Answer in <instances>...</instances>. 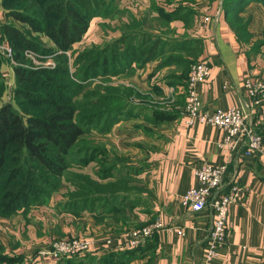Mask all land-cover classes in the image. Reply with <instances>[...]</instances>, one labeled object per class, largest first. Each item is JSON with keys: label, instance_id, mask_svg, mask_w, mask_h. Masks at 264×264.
I'll return each mask as SVG.
<instances>
[{"label": "crops", "instance_id": "1", "mask_svg": "<svg viewBox=\"0 0 264 264\" xmlns=\"http://www.w3.org/2000/svg\"><path fill=\"white\" fill-rule=\"evenodd\" d=\"M223 5L222 0H120L115 16L92 18L75 48L119 37L135 17L146 19V27L159 33L165 49L111 78L112 85L132 88L134 94L131 111L110 131H99L97 143L109 160L100 162V154L99 162H70L68 172L98 183L99 203L71 207L69 196L77 187L65 179L47 204L0 217V242L13 264L67 263L73 257L43 255L57 237L93 239L91 250L76 263L94 264L109 252L133 250L124 241L126 232L156 219L166 228L143 246V253L136 251L123 264H263L264 155H247L244 140L223 149L222 128L187 126L183 116L190 63L205 59L211 74L196 86L203 108L242 106L249 113L248 123L264 138V100L252 104L245 87L249 78L264 81V44L254 48L263 36L264 4L252 0L240 11L249 20L248 40L239 38ZM2 7L0 0V23L5 21ZM8 76L15 81L14 73ZM204 163L227 164L224 186L239 183L244 188L230 208L225 242L213 258L207 256L212 212L192 211L180 201L197 184L195 169Z\"/></svg>", "mask_w": 264, "mask_h": 264}, {"label": "trees", "instance_id": "2", "mask_svg": "<svg viewBox=\"0 0 264 264\" xmlns=\"http://www.w3.org/2000/svg\"><path fill=\"white\" fill-rule=\"evenodd\" d=\"M249 1L252 0L223 1L225 12L242 40L251 36L248 20L233 12H240ZM253 1L264 4V0ZM119 2L1 0L6 14L1 32L8 38L14 58L20 64L14 66V99L19 108L12 102L0 106V217L47 204L65 179L77 187L69 196L71 207L99 203L95 193L99 190L98 183L86 175L68 172L69 157L72 153L81 155L77 161L82 164L99 162L100 154V162L109 160L105 149L92 145L86 135L95 121L98 131L106 133L126 116L131 111L130 97L134 90L112 84H100L90 91L84 89L91 78L106 79L128 73L134 64L142 65L165 49V41L146 27L145 18L132 17L119 37L75 50V43L83 39L92 18L115 16L121 11ZM42 34L52 40L53 46L44 43ZM262 44L264 30L254 48ZM27 49L52 53L56 66H27L30 63ZM2 63L0 54V69ZM5 88V76L0 71V98ZM145 249L141 246L123 254L109 252L94 264H123L126 257L135 255L136 251L143 253ZM78 257L73 256L64 264H81L76 263ZM12 260L0 242V264H13Z\"/></svg>", "mask_w": 264, "mask_h": 264}, {"label": "built area", "instance_id": "3", "mask_svg": "<svg viewBox=\"0 0 264 264\" xmlns=\"http://www.w3.org/2000/svg\"><path fill=\"white\" fill-rule=\"evenodd\" d=\"M209 19L210 16L207 15L205 20L208 21ZM0 52L15 61L13 47L10 43L0 42ZM67 52L70 54V51ZM26 54L35 56L34 59H36L34 51L27 50ZM46 65L55 67L53 60L48 61ZM210 74V64L205 59L195 61L190 68L184 90L186 106L183 116L186 125L193 126L201 123L220 127L225 133L221 143L223 149H233L244 140L247 146L245 151L247 155L255 153L264 155V138L248 123L249 113L245 108L232 106L214 111L203 108L196 86L206 81ZM245 87L252 99V104L260 105L264 100V81L249 78L245 81ZM227 170V164H202L195 169L197 184L180 197L181 204L192 211L200 212L209 209L212 212L213 224L207 246L208 258L217 256L219 249L224 244L230 208L244 189L239 183H233L229 187L224 186ZM165 228V223L156 219L143 226L131 228L126 232L124 241L127 246L132 248L145 246L156 233ZM106 242L112 244L111 239H107ZM93 244L94 240L91 238L57 237L52 240L43 255L53 257L81 256L89 252ZM25 264L27 263L25 262Z\"/></svg>", "mask_w": 264, "mask_h": 264}, {"label": "rangeland", "instance_id": "4", "mask_svg": "<svg viewBox=\"0 0 264 264\" xmlns=\"http://www.w3.org/2000/svg\"><path fill=\"white\" fill-rule=\"evenodd\" d=\"M224 0H222V2H223ZM3 8V7H2ZM2 13H3V15L5 16V18H6V14H5V10H4V8L2 9ZM234 14L235 13H240V12H238V11H234L233 12ZM233 14V16H235ZM247 18H245V20H246ZM248 20V19H247ZM249 21V20H248ZM3 23V22H2ZM2 23H0V25L2 24ZM18 24H20L21 25V23H19V22H17ZM42 36V38H43V41H44V43L48 46V47H51V46H53V42H52V40L47 36V35H44V34H42L41 35ZM251 36H252V34H251ZM250 36V37H251ZM250 37H249V39H250ZM263 37V36H262ZM260 39V38H259ZM248 40V39H247ZM258 40V39H257ZM6 42V43H10L9 42V40H8V38L7 37H5V36H3L2 35V32H1V27H0V42ZM93 43H99V41L98 42H88L87 43V45H91V44H93ZM11 45V44H10ZM87 45H85V46H87ZM12 46V45H11ZM84 46V47H85ZM81 48H83V47H81ZM80 48V49H81ZM79 48H75V50L77 51ZM14 50V49H13ZM27 50H32V51H34L35 53H36V59H34L35 58V56H30V55H27V58L29 59V61H30V63H28V64H26L27 66H36L37 68H41V67H46V68H54V67H50V66H47L46 64H48V61H54V63H55V66H56V60H55V57H54V55L52 54V53H47V52H44V53H39V52H37V51H35V50H33V49H27ZM26 50V51H27ZM0 54H1V56H2V58H3V63H2V67H3V65H4V68L5 69H7V68H9V70H3L5 73H3V75L5 76V85H6V88H5V92H4V94H3V96L0 98V106L3 104V103H5V102H12L13 104H14V106L18 109L19 107H18V105H17V103H16V101H15V99H14V89H15V86H16V81H13L12 79H10V77L8 76V74H9V72H12V73H14L15 74V72H14V66L15 65H17V64H20L19 63V61H13V59H11L10 57H7L6 55H4L2 52H0ZM29 64H32V65H29ZM88 85L85 87V89H84V91H90V90H92V89H95V88H99V85L100 84H111V83H113L112 82V79L111 78H106V79H103V78H101V77H99V76H97V77H94V78H91L90 80H88ZM95 124H96V121H95V123H93L92 125H90V129H91V131H90V133L89 134H87L86 135V139L87 140H89V142L90 143H93L92 145H94V146H99V143H97V142H99V131H98V129H97V127L95 126ZM81 156V155H80ZM80 156H77L76 154H74V153H72L71 155H70V157H69V159H70V162L71 163H75V162H78L77 160L78 159H80L79 157ZM91 165H94V163H92ZM99 165V164H98ZM72 167H75V165L74 166H72ZM77 167V166H76ZM64 238V237H63ZM79 238V237H78Z\"/></svg>", "mask_w": 264, "mask_h": 264}]
</instances>
